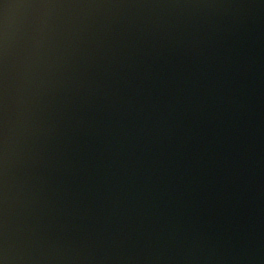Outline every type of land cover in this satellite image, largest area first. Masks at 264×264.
Masks as SVG:
<instances>
[{"label": "water", "instance_id": "1", "mask_svg": "<svg viewBox=\"0 0 264 264\" xmlns=\"http://www.w3.org/2000/svg\"><path fill=\"white\" fill-rule=\"evenodd\" d=\"M4 264H264V0H0Z\"/></svg>", "mask_w": 264, "mask_h": 264}, {"label": "clouds", "instance_id": "2", "mask_svg": "<svg viewBox=\"0 0 264 264\" xmlns=\"http://www.w3.org/2000/svg\"><path fill=\"white\" fill-rule=\"evenodd\" d=\"M0 264H4V260L3 259H0Z\"/></svg>", "mask_w": 264, "mask_h": 264}]
</instances>
